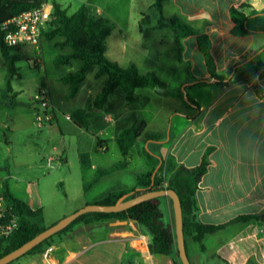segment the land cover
<instances>
[{
  "label": "crops",
  "instance_id": "obj_1",
  "mask_svg": "<svg viewBox=\"0 0 264 264\" xmlns=\"http://www.w3.org/2000/svg\"><path fill=\"white\" fill-rule=\"evenodd\" d=\"M46 1L51 4L59 3L68 10L69 15L74 14L83 5H87L94 13L107 17L118 27L132 20L139 27L140 42H144L138 54L145 68L140 69L130 57L129 54L136 49L122 40L124 37L122 30L120 36L111 41L110 50L107 39L106 55L111 61L124 68L134 63L141 73L155 71L172 92L179 91L182 87L190 90L200 87L209 89L212 96L207 103L189 96L196 105H188L181 98L164 96L169 99L168 103L174 100L175 104L178 100L179 104H183V110L180 108L168 110L166 118L171 121L176 117L185 119L184 131L179 130L166 135L165 124H158V119L155 117L158 110L154 105V101L160 100L157 96L163 95L153 89L148 88L153 91L145 94H140V89L137 90L136 95L139 100L135 104H129L124 94L117 91L109 98L104 108L97 109L94 102L106 78L102 82L95 81L99 79H95L92 73L86 77L79 93L73 98H68L69 88L61 82V78L81 69L83 62L73 66L79 61L74 60L71 64L62 66H67L70 70L64 75L55 77V81H49L47 74H42L41 78L44 81L41 80L37 88L46 84L50 89L51 101L55 108L53 123L38 128L33 119L30 124L37 128L36 137L29 138L30 145L16 147L18 134L22 130L29 129L22 127L17 116L12 114L15 112L14 105L21 104V90H16L11 85L10 99L7 100L3 92L0 97V114L4 113L0 118V195L3 192L4 182H7L14 197L23 200L32 210L42 212L32 221L42 228L51 226L85 205L98 202L111 192L133 189L138 175L149 169L143 151L151 142H146L144 135L161 134L164 136L163 142L159 146H153L164 158H172L177 166L196 167L201 163L204 152L208 148H213L209 156L208 172L199 183L196 194L199 207L198 220L206 225H226V227L204 237L202 242L204 251L199 242L191 238L186 240L187 254L191 263L264 264V79L256 76L246 82H235L232 77L224 86L215 84L199 49L196 36L181 39V57L185 63H188V67L180 63L177 59L178 48L172 40V32L168 29L161 31L155 28L159 15L154 7V0H126L125 15H123L125 17L116 16L111 12L119 0ZM243 5L251 7L244 9L247 14L251 9L264 11V0H169L163 5V16L177 17L202 34H206L211 41V55L216 73L226 75L234 61L245 53L264 46L262 33L244 37L232 35L233 22L230 10L239 9ZM143 20L145 22L141 31L140 23ZM60 41L62 40L55 39L50 42L60 47L58 46ZM70 52L71 49L66 54ZM258 61L264 62V51L253 63L241 67L239 72L257 65ZM40 62H42L41 58ZM0 69L4 73V61L0 62ZM188 74L192 79L207 81V85H195V81L187 80ZM3 80L5 81V73ZM56 82L67 87V91L63 94L67 101L59 104L55 102L53 93ZM68 109H71L75 127L96 132L97 150L103 153L108 152L111 145L118 146L116 137L123 130L142 122L145 123V129L129 153L126 156L122 155L126 161L125 166L101 177L89 189H85V185L99 170L109 169L114 165L92 166L87 152L82 151L81 166L87 175L85 180L80 181L82 203L58 208L52 220L47 222L41 181L48 175L41 171L45 164L50 167L51 172L68 164V156L66 143L64 147H60L58 143L54 144L44 135V131L51 137L53 127L56 126L62 133L60 118L69 112ZM33 110L35 113L34 106ZM137 112L151 117V121L146 120L143 114L137 115ZM61 136L63 138L62 134ZM98 136L103 138L99 139ZM188 140L191 142L184 146ZM141 143L144 147L140 146ZM102 147L106 150L102 151ZM32 171L41 172L42 175L36 177ZM18 172L19 175L16 174ZM67 199L69 200L68 195ZM171 202L170 198L163 197L162 209L165 221L175 225ZM249 215L260 216V220L229 224L237 217ZM51 240L49 246L52 247V252L48 255V259L54 264H174L169 256L150 253L147 233L133 220L82 223ZM46 260L44 251L21 257L14 264H46Z\"/></svg>",
  "mask_w": 264,
  "mask_h": 264
},
{
  "label": "trees",
  "instance_id": "obj_2",
  "mask_svg": "<svg viewBox=\"0 0 264 264\" xmlns=\"http://www.w3.org/2000/svg\"><path fill=\"white\" fill-rule=\"evenodd\" d=\"M168 1L154 0V7L159 15L155 28L161 31L168 29L172 32V40L178 48L177 59L180 63L188 67V63H185L181 57V39L183 37L196 36L199 49L205 58L209 73L215 84L224 86L232 77H234L235 82H246L256 76L259 79H264V62L262 61H258L257 65H252L246 70L239 72L241 67L253 63L264 51V46L258 50L249 51L234 61L226 75H218L211 55V41L209 37L177 17L165 18L163 16V5ZM42 3V0H0V51L7 63V86L10 91L12 89L11 80L17 74L16 63L20 60L19 52H21V48H9L4 44L1 26L10 18L39 7ZM52 5L54 9L53 21L50 26L52 29L46 30L44 37L47 41L61 39L62 41L58 43V46L71 49L69 54L56 56L54 59L55 66L59 68L69 65L74 60H81L83 62L81 69L70 72L61 78V82L69 88L68 98L75 97L79 93L86 77L93 73L95 79L106 78L103 88L94 102L97 109L104 108L109 98L117 91H121L124 94L129 104H135L139 100L136 91L143 88H150L163 96L181 98L189 105H196L189 95L184 97L187 90L185 87L176 92L170 91L155 71L141 73L134 63H130L124 68L116 62L111 61L106 55L107 39L115 29V25L110 19L94 13L87 5H83L72 15H69L68 10L63 8L59 3L53 2ZM245 8L249 9L251 7L243 5L239 9L231 8L230 10L233 22L232 35L244 37L254 33L264 34V11L259 12L251 9L247 14L244 12ZM144 22L143 20L140 23L141 31H143ZM187 80L195 81V85L197 86L207 85V81L192 79L189 74L187 75ZM144 129L145 123L142 122L123 130L116 137L117 145L123 156L129 153L139 136L144 132ZM144 138L146 142H151L143 151L149 169L143 174L138 175L133 189L111 192L96 202V204L115 205L123 196H127L126 199H130L151 191L173 190L178 195L182 206L185 242L188 238H191L199 242L201 249L204 251L202 243L204 237L226 227V225H206L198 220L199 207L196 194L199 183L208 172L210 166L209 156L213 148H208L204 152L202 161L198 166L190 168L184 165L177 166L172 158H164L157 148H154L153 145L159 146L163 142V135L146 133ZM123 166H125V163L119 162L109 169L99 170L95 177L85 185V189L91 188L101 177L111 174ZM0 197L7 201L9 213L15 216L18 221V228L14 234L0 242L1 258L33 239L49 226L42 228L32 221L33 218L40 216L42 212L40 210H32L23 200L14 197L10 192L7 182H4L3 192ZM162 199L163 197L151 198L119 212L82 214L63 230L46 239L21 257L43 253L45 245L53 237L65 234L82 223L133 220L147 233L151 254L169 256L172 258L174 264H181L176 245L175 225L165 221ZM253 219L260 220V216H240L229 224ZM15 261L10 264H13Z\"/></svg>",
  "mask_w": 264,
  "mask_h": 264
},
{
  "label": "rangeland",
  "instance_id": "obj_3",
  "mask_svg": "<svg viewBox=\"0 0 264 264\" xmlns=\"http://www.w3.org/2000/svg\"><path fill=\"white\" fill-rule=\"evenodd\" d=\"M45 1V0H42ZM126 0H119L117 4H115L114 9L111 11L112 14H115L116 16H122L125 15V8L124 3ZM109 13V11H108ZM125 19V18H124ZM52 28H47V31L51 30ZM120 30H122L124 37H122V40L125 41L127 44H131L136 49L135 51H132L130 57L138 64L140 69L145 68V64L143 60L141 59L140 54H138V50H141L140 47H142L144 42L141 41V34L139 31V27L137 24H135L132 20L128 23H124L120 27L118 25H115V29L113 30L111 36L108 38V48L110 50V43L111 41L115 40L117 37L120 36ZM70 51V48H60L54 46L53 42L46 41L45 37L43 39V43L41 45V56L42 62L38 63L33 50L31 49H24L19 52L20 60L16 63L17 67V75L13 77L11 80V85L16 90H21V104L14 105L15 112L12 114H15L17 116V119L21 122L22 127H28L29 130H22L18 134L16 147H22L24 145H30L28 143L29 138L36 137V127L33 126L31 121L35 117V113L33 110V106H31L32 102V96L36 92L37 84L44 79L41 77L42 74H47V79L49 81H55V77L59 75H64L68 70H70L69 67H61L57 68L54 65V58L57 55L60 54H66ZM5 62L4 57L0 51V62ZM78 63H82L81 60L76 61L73 66H77ZM76 68V67H74ZM5 73V81L3 80V75ZM3 73V70L0 69V97L1 93L3 92L4 97L8 100L10 99V90L7 86L8 81V69H7V63L5 62V71ZM92 79L95 80L92 76ZM105 80L104 78H101L99 80L102 82ZM42 81V82H43ZM183 89V87H182ZM67 91L66 85H63L61 83H55L53 87V93L55 102L57 104L63 103L67 101L64 98V93ZM140 94L148 93V88L140 89ZM189 95L191 98H198L202 102H209L211 100V93L209 89L206 88H194L192 90L187 89L185 92V96ZM157 99L159 101H154V105L157 108L158 112L156 114V119H158V124L162 125L165 124L166 126V135L175 133L179 130L184 131L185 130V119L182 117H176L174 121H171L168 117L166 118V114L168 113V110H173V108H176V110L182 109L183 110V104H179L178 100L175 101V104L173 103L174 100L164 98V96H157ZM165 99V100H164ZM164 101V102H163ZM71 102V101H69ZM163 102V104H161ZM189 105V104H188ZM9 106V103H8ZM71 109H68L70 111ZM65 113V115L69 114L72 117V121H68L64 118V116H61L60 120V127L62 128V133L58 129V127L54 126L53 131L51 132V137L49 133H46L44 131V135L47 136V138L51 139V142L58 143L60 147H64V143H66V152L68 156V164H64L63 166H60L56 170L51 172L50 167H48L45 164V167L41 171L44 172L48 176H46V179L41 181L43 183V196L45 198V205H46V221L49 222L54 217V213L58 208H65L68 205H79L82 203V198L80 196L81 194V185L80 181L86 179V172L82 168V162H81V152L86 151L88 154V157L90 158V162L92 166H112L119 162H126L124 157H122V154L119 151L118 146L111 145L108 152L103 153L98 151V146L96 142V132L91 129H83L77 128L74 126V118L72 116V113ZM144 115L146 120L151 121V117H148L144 113L137 112V115ZM1 116H4L0 114ZM47 127V126H46ZM63 135V138L61 136ZM99 139L103 138L102 136H98ZM191 141L188 140L184 146L189 145ZM49 147L48 144H45ZM141 147H144L143 143L140 144ZM183 146V147H184ZM21 170V168H18ZM41 172H34L32 171V174H34L36 177L38 175H42ZM20 172L16 173L19 175ZM37 174V175H36ZM61 181V183H60ZM45 187V191H44ZM67 195L69 200L67 199ZM76 199V200H74ZM52 241V240H51ZM51 244V242H48L45 245V248L48 247ZM38 254V253H37ZM14 264V263H13Z\"/></svg>",
  "mask_w": 264,
  "mask_h": 264
},
{
  "label": "built area",
  "instance_id": "obj_4",
  "mask_svg": "<svg viewBox=\"0 0 264 264\" xmlns=\"http://www.w3.org/2000/svg\"><path fill=\"white\" fill-rule=\"evenodd\" d=\"M53 5L48 1H43L42 5L21 14H18L5 21L1 26L4 44L9 48L31 49L38 63H40L41 45L44 39V32L51 26L53 21ZM35 109V126L44 128L53 123L55 108L51 101L50 89L48 85H40L32 97ZM65 119L71 121L69 115H64ZM102 151L106 149L101 148ZM18 228L17 218L8 210L7 201L0 197V242L9 238ZM52 252V247H47L45 256L46 264H54L48 255Z\"/></svg>",
  "mask_w": 264,
  "mask_h": 264
},
{
  "label": "water",
  "instance_id": "obj_5",
  "mask_svg": "<svg viewBox=\"0 0 264 264\" xmlns=\"http://www.w3.org/2000/svg\"><path fill=\"white\" fill-rule=\"evenodd\" d=\"M168 197L173 203L174 217H175V234H176V245L179 254V260L181 264H192L186 250V242L184 237L183 227V214L182 206L178 195L170 189L151 191L130 199H126L127 196L121 197L115 205H99V204H87L77 211L63 217L57 223L44 229L41 233L29 240L19 248L12 252L4 255L0 258V264H10L17 260L21 256L25 255L28 251L36 247L37 245L44 242L46 239L55 235L59 231L63 230L69 224H71L76 218L85 213H111L126 210L140 202L151 198ZM264 218V217H263Z\"/></svg>",
  "mask_w": 264,
  "mask_h": 264
}]
</instances>
